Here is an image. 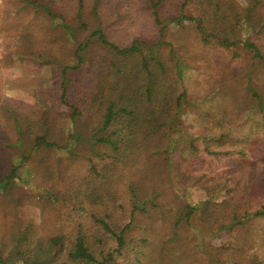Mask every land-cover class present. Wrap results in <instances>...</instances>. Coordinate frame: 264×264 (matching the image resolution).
<instances>
[{
  "label": "rangeland",
  "instance_id": "1",
  "mask_svg": "<svg viewBox=\"0 0 264 264\" xmlns=\"http://www.w3.org/2000/svg\"><path fill=\"white\" fill-rule=\"evenodd\" d=\"M40 1L77 30V39H86L78 17L79 0ZM83 1L84 22L91 29L101 25L114 44L129 47L140 41L159 49L158 56L168 72L164 86L175 93L158 106L168 102L176 118L173 127L162 129L174 131H163L159 137L171 135L177 140V151L168 159L162 146L148 153L128 152L116 169H107L112 161L104 157L102 146L70 140L71 133L96 139L94 132L100 130L117 87L124 92L123 98L127 92L131 99L136 98V91L146 83L141 64L143 58L151 56L149 49L125 59L92 43L84 65L71 72L73 79L63 103L61 72L66 65L76 66L77 45L45 13L21 0H0V174L30 156L20 173L28 185L16 187L12 196H2L0 191V242L6 240L13 223L22 220L32 224L36 239L49 242L51 256H57L61 244L72 241L74 223L84 222L85 231L96 232L114 247V239L96 226L88 211L72 206L74 192L92 186L104 188L106 180L98 177L101 181L96 185L92 181L95 165L100 173L106 170V177L115 175L114 193L105 206L112 217L110 223L121 229L134 218L126 232L130 245L118 257L120 264L264 262L263 219H252L229 231L227 223L225 229L220 227L223 214H216L210 227L203 225L202 216L193 227L182 222L176 226L177 218H167L168 222L161 216L177 217L186 204L202 201L207 193L219 196L221 190L215 189L218 183L245 197L238 213L252 212L264 202V112L256 111L258 104L249 92L251 88L259 92L264 103V67L249 47L256 44L264 55V27L258 21L244 22L238 28L237 44L224 43V38L205 44L194 25H170L161 37L147 0H99L97 17L95 0ZM236 1L242 6L241 0ZM184 2L163 0L159 6L162 18L171 20L180 14ZM184 12L194 17L201 14L191 3ZM257 17L264 20V9ZM183 92L180 105L173 102V106L169 98L176 101ZM137 97L140 104L154 105L142 95ZM74 109L80 114L73 120ZM45 131L51 141L62 147L68 143V148L31 151L33 139ZM240 139H248L244 156L237 147L242 144ZM179 165V170L188 168L191 173L179 172ZM48 166L52 167L50 173L45 172ZM135 191L139 201L158 198L157 215L145 213L153 208L149 203L144 211H134ZM92 192L89 189L88 195ZM49 193L57 200L51 201ZM233 195L227 197L237 201ZM89 200L83 205L86 210L102 208V203ZM63 233L67 235L64 242L54 240Z\"/></svg>",
  "mask_w": 264,
  "mask_h": 264
},
{
  "label": "trees",
  "instance_id": "2",
  "mask_svg": "<svg viewBox=\"0 0 264 264\" xmlns=\"http://www.w3.org/2000/svg\"><path fill=\"white\" fill-rule=\"evenodd\" d=\"M21 1L25 3L26 6L43 12L49 18L53 19L57 25L68 32L69 39L77 45L75 50V57L77 60L76 66L66 65L61 72V100L63 103H66L65 100L68 96L69 88L73 79L71 77V72L79 70L84 65L92 43L96 42V44H100L107 48L116 56L125 59H133L138 55H143V50L145 48L149 49L148 52L151 54V56L149 55V58H143L142 60L141 68L145 71L144 76L146 83H144L145 85H143L142 88L140 87L136 91V98L131 99L132 96H130L128 92L125 94L126 97L123 98L124 92L120 86L119 88L117 87L115 98L110 101L105 109L104 121L100 130L94 132L93 136L96 137V139H84L81 135L75 136V133H71L69 136L70 140H85L98 143L102 146V149L104 150L103 155H105L104 157L112 161L107 164V169H110L111 167H115L116 169L119 163L124 161L123 159L128 152L138 150L148 153L149 151H155L162 146L165 148V159H168L171 153L177 151V140L172 139L171 135L161 138L159 137L163 131H174L162 129L173 127L176 118L175 115L172 116L168 102L162 107L158 106L162 105L161 103L167 96L174 95L175 93V91H173L174 89L169 87L166 88V86H164L168 72L158 56V48L151 47L149 44L140 41H135L129 47H120L114 44L109 39L101 25L95 29H91L90 26L84 22L83 0H79L78 17L81 21V27L87 35L84 40L77 39V30L67 25L62 16L55 14L51 7L43 5L40 0ZM162 2L163 0H147V7L151 11V16L154 18L155 23L160 27L159 33L161 37H164L165 31L170 25H176L178 27L194 25L196 33L203 43L208 44L213 40H222L224 38L225 40L222 42L234 45L238 43L237 32L241 23L258 21V23L264 27V20L257 17L259 11L264 9V0H241L240 5L242 6H239L238 1L236 0H185L184 5L182 6V12L171 20L162 18L159 10V6ZM98 3L99 0H95V17H97ZM188 3H191L200 10V17L185 14L184 9ZM249 47L254 58L259 60L264 67V55L260 48L254 43H251ZM179 72L181 73V70ZM249 90L258 104L256 111H261L263 113L264 103L261 95L252 88ZM138 95H142L148 104L152 103L154 105L147 107L144 104H140L139 98L137 97ZM184 95L185 92L180 94V96L176 98V101L174 98H169L171 104L174 106L173 102H175L178 107L180 105V97H183ZM160 112H163V114L161 115ZM79 114L80 113L74 109L72 112V119L74 120ZM134 127L136 130H134ZM100 134L102 135L99 136ZM262 134L264 135V130H262ZM49 135L50 133L48 131L37 135L33 139L31 151L37 149L52 150L55 148H68V143L63 147L59 146L56 142L51 141ZM221 137L224 138L223 136ZM242 140L243 139H240L239 142ZM246 140L248 139H244V141L241 142L242 144H240V147L237 145V147L241 149L239 152L240 155L243 156L246 151ZM233 142L235 141L233 140ZM233 147H236V144L233 145ZM192 150H195L193 145ZM29 158L30 156L22 157L20 164L12 166L6 174H0V191L2 192V196H12L16 187L25 184L28 185L29 181L21 178L20 173ZM50 167L51 166L46 167V173H50ZM177 168L178 170L181 169V165ZM179 172L188 175L190 169L186 168L182 171L179 170ZM92 173V181L94 185L101 181L99 178H101L102 181H107L104 184V188L102 189V185L96 188L95 186L89 187V189L93 191L91 195H88V188H86V190H79L76 193L74 192L72 206L74 207L73 209L78 211H88L91 220L96 226H100L105 233L110 234L114 239V247L107 245V243L103 241V238L96 232L85 231L87 226H85L84 222H75L74 227L70 229L73 230V234L70 238L72 241H69L68 245L65 243L61 244V251L58 253L59 256H51L49 242L44 241L42 238L36 239L32 224L22 220H16L10 227L6 240L0 242V264H120L118 257H120L123 254V251L130 245L126 232L131 229L134 223V218H132L129 224L121 229L114 228L110 223L112 217L109 210L105 209V206L107 202L110 203L112 199L111 196L114 193L115 175L113 174L106 177V170L103 173H100L95 165L92 166ZM118 175L119 174H116V177ZM204 189L209 190L207 186H205ZM215 189L221 190L218 193L219 196L207 193L202 201L186 204L183 213L177 217L175 215H169V217L167 215H161L162 218H166V220L167 218H177L178 221L175 222L176 226H179V223L182 222V224L188 227H193L196 222H199L200 216H202V221L204 222L203 225L210 227L214 223V219L217 216L216 214H223L224 217H221V220H219L221 222L220 227L225 229L228 224L229 228L227 229H229V231H236L237 228L241 225L244 226L252 219L264 220V202H260L256 210L252 212H244V214L238 213L237 210L241 208V203L245 197L243 198L241 195L237 194L232 187L225 184L218 183ZM231 191L234 194L233 196L238 198L237 201H235L232 196L227 197L232 193ZM134 196V211H137L138 209L144 211V207L151 204L154 209L151 208L145 211V213L148 214L150 212L154 215L158 214V212L155 211V208L159 207V205L157 206L156 204L158 198L151 197L148 200L139 201V195L136 191ZM49 198L51 201L57 200L56 195L52 193H49ZM87 199H90L89 201L94 203H102V208H96L95 210L92 207L90 210H86L83 205ZM77 205L80 207H77ZM225 206H227V210L223 212L219 210L225 208ZM161 207L164 208V204H161ZM232 207H237V209L234 210ZM215 209H217V211ZM231 211L232 214H229L228 212ZM152 217L153 215L151 214V218ZM253 220L251 222H253ZM222 222H224V224ZM66 239L67 235L65 233L59 234L54 238V240H59L61 242H64ZM143 242H147L146 237H143ZM63 253H65V256L61 255ZM257 264H264V262L260 260Z\"/></svg>",
  "mask_w": 264,
  "mask_h": 264
}]
</instances>
